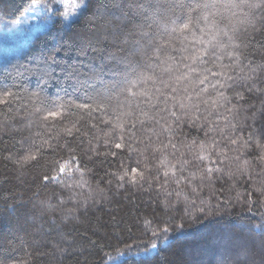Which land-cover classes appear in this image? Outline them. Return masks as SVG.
Wrapping results in <instances>:
<instances>
[{"label":"trees","instance_id":"1","mask_svg":"<svg viewBox=\"0 0 264 264\" xmlns=\"http://www.w3.org/2000/svg\"><path fill=\"white\" fill-rule=\"evenodd\" d=\"M35 1L0 0V22L17 19ZM47 1L52 2L48 26L0 61V94L14 93L10 103L0 105V264H262L264 254L253 245L260 239L259 229H251L264 223V191H256L264 175L255 174L264 163L249 173L238 169L245 159L256 165L257 157L264 154L255 148L257 138L264 143V0H248L253 7L214 9L220 13L216 23L205 26L199 21V26L192 28L195 39L192 32L182 35L174 31L177 25L173 20L181 13L179 9H175L176 15L170 11L172 0H85L86 7L80 4L70 20L63 16L60 4ZM198 15L194 14V21ZM200 28L205 29L203 34ZM193 47H208L215 53L195 66L199 76L183 67L191 63L184 57L191 56ZM125 71L129 72L127 79ZM213 73H226L233 79ZM141 74L145 81L133 91L148 89L153 102L155 89L163 90L164 81L180 89L177 95L184 103L199 105L200 111L193 108L191 112L201 118L196 121L198 127L182 118L175 142L191 160L198 155L201 142L215 140L219 145L216 151L227 156L222 164L212 165L221 167V173L202 181L200 170L209 162H193L183 173L188 179L195 177L191 185L186 180L179 185L173 182L179 172L175 178L170 174L165 185L166 169L161 167L157 184L155 168L161 154L146 160L150 150L140 155L115 149L118 136L110 146L105 145V134L113 130L105 121L118 114L113 108L123 104L121 110L128 111L129 96L121 89ZM182 74L188 78L177 85L174 77ZM204 76L208 79L201 85L198 80ZM112 83L117 87L110 88ZM221 83L230 87L221 88ZM217 91L224 97L218 98ZM33 92L39 93V100ZM167 94L172 95L171 87ZM238 95L241 100H237ZM108 96L112 97L109 108L94 110ZM138 99L141 97L132 98L133 108ZM213 101L218 102L215 109ZM171 103L169 109L177 111L179 105L172 108ZM59 106H63V122L61 118L45 122V112ZM41 107L45 111L37 113ZM159 107L165 106L161 103ZM149 114L156 119L163 115L164 119L156 125L139 116L145 124L143 130L137 124L134 139L148 143L146 138L151 137V148L168 143L170 134L157 138L155 133L171 117L155 109ZM205 116L208 121H204ZM135 119L128 117L127 126ZM73 125L79 131L74 129L73 136L67 137L63 129ZM149 128L154 131L148 132ZM209 128L214 131L209 133ZM250 134L251 149L236 159L230 140L242 144ZM44 140L53 147L44 145L37 161L23 166L15 163L30 145L39 146ZM193 141L191 151L183 147ZM211 158L219 159L215 152ZM65 161L71 173L44 181L45 175L57 176ZM174 163L169 157V166ZM132 167L145 171L146 182L142 186L126 182L121 187L119 177L125 171L131 173ZM149 180L153 182L151 189ZM201 222H205L204 227ZM166 240L169 243H160ZM153 243L158 250L145 254ZM132 244L136 247L129 251ZM137 253V259L127 258Z\"/></svg>","mask_w":264,"mask_h":264},{"label":"snow or ice","instance_id":"2","mask_svg":"<svg viewBox=\"0 0 264 264\" xmlns=\"http://www.w3.org/2000/svg\"><path fill=\"white\" fill-rule=\"evenodd\" d=\"M80 3L85 5V0H80ZM173 8L170 9V11L173 12V15H176L175 9H179L181 15H176V19L173 20V24L177 25L174 28V31L179 32L180 34H185L186 32H192V28L195 25L196 27L199 26V21H203L205 26H208L210 23L215 24L216 23V17L220 15L218 11H213L214 9H233V8H243V7H253L254 5L249 4L248 0H239V3L235 2V0H228L227 3L224 2V0H172ZM159 8L160 6L157 5ZM199 12V15L195 17V21L193 19V16L195 13ZM235 15V13H233ZM183 20L184 22L182 24H177V21ZM200 33L203 34L205 29L200 28ZM220 31V30H218ZM222 35L228 36L227 31H222ZM192 36L195 39L196 34L195 32H192ZM229 40H231V37H228ZM199 43H204V41H198ZM221 47L223 45H220ZM212 47H216V45H212ZM208 55H215L214 52H210L208 47H205L203 49L193 47L192 54L190 57L186 56L184 57L185 60H190V64L183 65L184 68H187L190 73L195 74L199 76V71L197 67H195L197 64H203L205 63L204 57ZM229 55H232V53H229ZM121 63L120 61H117V64ZM166 72H170L171 69H166ZM179 71V69H177ZM207 71V69H205ZM252 72H255V69L251 70ZM216 75H225L228 80L233 79V77L227 76L226 73H213V76ZM129 76V72L125 71L123 72V77L127 79ZM188 77L185 75H176L174 77L175 83L177 85L180 84L182 80L187 79ZM239 79V77H237ZM244 79L251 80L253 79L252 76H245ZM147 79H154L152 77H148ZM171 80L172 77H169ZM208 77L204 76L203 78H200L198 80V83L203 85L207 81ZM145 81V77L143 74L139 76H134L133 79L127 81V86L121 89L122 93H127L129 96V99L127 101L128 103V111H123L124 105L120 104L117 105L116 108H113V112L118 113L113 118H110L108 121H105L106 124H112L113 130L110 133H106L107 139H105L104 143L107 146L111 145V142L119 137V142H116L114 144L115 149H128L129 153H138L140 155H143L144 153H148L150 150V156H145L146 160L151 159H157L158 154L162 155V158L158 159V164L156 165V177L155 181L157 184H159L160 179V169L163 167L166 169L163 172L164 177V184L169 183L170 174L172 178H175L177 176V172H179V178L173 179V182L177 185L180 184V181L186 180L188 185H191L192 180L195 179L193 176L191 179H188L184 176V171H186L187 167L192 164L193 162H205L208 161V164H205L204 167L200 170L201 171V180L205 177L211 179L214 174L221 173L223 169L221 167H212L213 164H222L225 159H227V156L222 151H216V148L219 147L218 143L213 140L211 143L201 142L198 145V155H193L191 160L185 158L186 153L180 152V146L175 142V138L178 136L177 129L180 128L181 124L184 122V119L187 118V123L193 127H198L196 124L197 120H200L201 118L199 116H193L191 115L192 109L195 108L196 111H200L199 105H192L190 103L186 104L183 102V100L177 95V93L180 92V89L178 87H172L170 83L161 81L163 85V90L161 88H156V99L155 102H153V97L150 95V91L148 89H144L142 91H133V89L137 88V86ZM117 85L115 83H112L110 85V88H116ZM171 87L172 95L169 96L167 94V89ZM215 85H213V89H215ZM221 88L224 87H230V85H226L224 83L220 84ZM187 89H184V92L187 93ZM120 93H117L119 95ZM14 93L10 91H4L2 94H0V105L2 104H8L11 102V99L13 98ZM32 96L35 97L37 100L40 99L39 93L33 92ZM216 96L218 98H223L224 93L222 91H217ZM141 97V99H138L136 102L135 107L132 106V98ZM184 99H187V95L184 96ZM242 96H237V100H241ZM105 100L107 102H105ZM169 101H171V107L176 108L177 104L179 105V108L177 111L180 112V115H177V111H172L169 109ZM164 104V108H160V104ZM204 104H207V101H203ZM41 104L43 105V101H41ZM112 104V97L108 96L106 98L101 99V103L98 106L97 109L100 108L108 109L109 106ZM218 102L213 101L212 102V108L217 107ZM77 107L80 108H87L88 105H77ZM145 109H148L146 111ZM158 110L159 113H165L167 112L168 115L171 117V120L166 122L165 126L161 127L159 132H156L157 138L164 135L165 133L170 134V139L168 143L161 142L160 146L151 148V137H147L148 143L145 142V139H134V137L137 136V124H139L140 129L143 130L145 121L140 120L139 116H145L148 117V122L154 123L156 125L160 124V121L164 119L163 115H160L159 119H156L155 117L151 116L149 113L151 110ZM37 113L41 111H45L43 107L36 109ZM211 115V113H209ZM64 116L63 112V106L56 107L55 110H48L45 112V115L43 117L44 121L47 122L49 119H57L61 118V122H63L62 118ZM135 116L136 119L134 122L131 123V127H128L129 124L128 117ZM204 121H208V117L205 116ZM235 125H233V129L235 130ZM75 129V125L72 127H68L63 129L64 133L67 137L73 136V131ZM76 131H79V129H75ZM148 132H153L154 129L149 128L147 129ZM213 128H209L208 132H213ZM130 132L131 135H128L127 137L124 135V133ZM207 135V133H206ZM262 137H264V133L261 134ZM252 141L253 136L250 134L246 140L243 141L242 144H238V141L236 139H231L230 144L235 146L231 151H234L237 153L236 159H240V156L248 152L252 147ZM133 144H136V147H133ZM44 145H47L49 148L53 147L52 144L48 142V140H44L42 144L39 146H36L35 144L30 145L26 150H24L25 154L22 156H18L15 160V163L17 165L23 166L32 162L37 161L38 157L42 156V149ZM143 145V150L140 151V146ZM183 147L189 149L191 151L195 147V142L184 144ZM169 148H171V152H169ZM255 148L259 150V152L264 153V143H260V138H257L255 143ZM35 149V151H33ZM215 152L216 156L219 157L218 160H214L211 158V154ZM177 153H179V156H177ZM113 156L116 155L115 152L112 153ZM169 157L175 159V163L169 166ZM12 156L9 157L11 159ZM75 159V157H73ZM68 161H65L64 163H61L59 165V173L57 176L49 177L45 175L43 177L44 181L51 180H57L59 178V174L64 173H71L72 169L69 168ZM139 163V162H138ZM260 163H264V154H261L257 157V164L253 165L252 162L245 159L243 163L240 165L238 171L241 173H249L250 169L254 171L255 167L258 166ZM145 169L151 171V167L149 164H145ZM76 171L81 172V175H83V172L79 167H77ZM257 176L264 175V168H261V171L259 173H255ZM229 176L233 175V173L229 172ZM127 178V180H126ZM249 178L251 179V174H249ZM120 186L123 187L124 184L131 183L133 185H143L144 182H146L145 177V171L141 170L139 167H132L131 173L128 171H125L123 175L119 177ZM149 185V189L152 188V181H147ZM261 187L256 188L257 192L264 191V181H261ZM160 187H163V185H159ZM179 196V192L177 193ZM201 212H203V209H200ZM205 222H201V227H204ZM256 229H259V232L257 235L260 237L259 240L253 241L254 247L258 248L262 254H264V223H261L260 225L253 226L251 230L255 231ZM168 229H164V232L166 233ZM153 236H156V233H153ZM161 244L169 243V241H160ZM133 247H136L135 244L129 245V251ZM158 250V245L156 243L151 244L150 248L145 249V254L148 252H153ZM139 257V253H137L135 256H128V259H137ZM264 264V262H262Z\"/></svg>","mask_w":264,"mask_h":264},{"label":"rangeland","instance_id":"3","mask_svg":"<svg viewBox=\"0 0 264 264\" xmlns=\"http://www.w3.org/2000/svg\"><path fill=\"white\" fill-rule=\"evenodd\" d=\"M52 1L53 4H60L66 20L74 17L81 4L80 0ZM51 3L47 0H37L17 19L0 22V61L16 52L22 41L48 26V19L52 14Z\"/></svg>","mask_w":264,"mask_h":264}]
</instances>
